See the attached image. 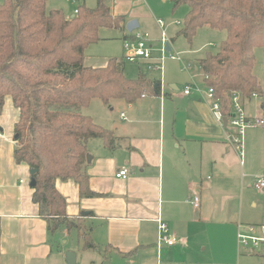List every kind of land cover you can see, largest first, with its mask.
Here are the masks:
<instances>
[{
    "label": "crops",
    "instance_id": "1",
    "mask_svg": "<svg viewBox=\"0 0 264 264\" xmlns=\"http://www.w3.org/2000/svg\"><path fill=\"white\" fill-rule=\"evenodd\" d=\"M50 2L47 9H54ZM75 10L64 14L72 17ZM113 14L124 17L122 29L127 33L123 43L133 31H128L126 23L137 18L140 26V16L127 19L126 13ZM160 29L164 31L165 25ZM176 34L167 35L169 47ZM135 65L128 76L124 63V74L129 78L144 74L154 90L133 103L114 99L94 104L95 99L84 110L97 124L111 130L118 144L111 149L99 138L87 142L91 157L87 162L88 187L95 196L80 197L71 179L55 183L65 197L67 216L86 227L82 237L74 230L78 251L94 256L79 260L76 252V264H246L250 257L241 252L247 248L240 245L237 234L249 233L253 227L256 236H264L260 228L264 221L245 209L257 206L252 188L256 189L260 166L252 164L250 134L245 133L247 149L240 156L237 146L227 139L231 131L227 121L221 123L213 116L211 98L194 90L183 93L189 84L206 89L196 64L195 73L181 88L176 73H165L163 79V74L158 78L155 70L147 69V62ZM260 90L257 96L263 93ZM18 114L11 98L6 97L0 114V264H67V250L53 243L58 231L54 235L48 232L47 222L32 201L28 166L13 158ZM239 157L243 158L238 162ZM122 167L128 169L127 177L117 178L115 173ZM247 177L253 180L251 185ZM234 179L235 187L240 180L238 194L229 188ZM195 197L197 206L191 202ZM233 197L237 202L229 211ZM158 216L175 235L173 245L157 244ZM87 239L93 247L84 246Z\"/></svg>",
    "mask_w": 264,
    "mask_h": 264
},
{
    "label": "trees",
    "instance_id": "2",
    "mask_svg": "<svg viewBox=\"0 0 264 264\" xmlns=\"http://www.w3.org/2000/svg\"><path fill=\"white\" fill-rule=\"evenodd\" d=\"M48 1L0 0V114L10 97L19 112L13 158L36 170L30 175L35 182L32 201L48 232L75 230L82 237L86 231L67 216L65 197L55 183L71 179L80 197L95 196L88 187L87 142L99 138L111 149L118 146L114 133L84 110L95 99L133 103L154 88L142 73L127 77L122 58H110L101 67L84 64L85 49L100 39V28H123L124 17L114 15L105 0H97L92 8L82 3L68 18L62 9H47ZM172 3L174 9L188 6L178 32L186 40L203 27L225 31L218 50L207 52L196 64L223 114L230 111L233 93L243 99L260 93L253 67L254 50H264V0ZM84 246L93 247L89 239Z\"/></svg>",
    "mask_w": 264,
    "mask_h": 264
},
{
    "label": "rangeland",
    "instance_id": "3",
    "mask_svg": "<svg viewBox=\"0 0 264 264\" xmlns=\"http://www.w3.org/2000/svg\"><path fill=\"white\" fill-rule=\"evenodd\" d=\"M51 1L52 2L50 3L54 4L55 6L54 9H63L65 14H73L76 7L82 3L91 8L97 3V0ZM105 2L111 8V12L116 14L126 13L125 15L127 19H130L136 15L140 16V26L138 25V28L133 31L147 33L149 35V40H151V44L153 45V56H158L160 54V44L158 40L162 34V30L156 23V18H160V20L163 21V26L165 25L164 33L168 39L167 35L174 36L177 30L182 27L184 16L188 10V6L185 4H180L175 8V10H173V4L171 0H105ZM151 7L154 8V11H151ZM133 19L137 20L138 22L137 18ZM149 28L151 30H149ZM122 30L123 29L116 28H100L98 32L100 39L95 43L89 44L85 49L84 64L87 66L101 67L104 66L110 58L123 59L122 55L124 52L122 49V39L123 35L127 33V30ZM176 37L177 38L173 42V46L170 47L172 48L170 54L178 55L183 62H176L167 58L164 61L162 70H154L156 72L155 75L157 74L158 78L163 74V79L165 77V73H176L178 76V86L181 88L183 84L189 81V75L195 73L194 64H197L198 59L205 56L207 52L215 53L218 50L220 42L225 37V31L203 27L197 30L191 41H188L184 37L178 36L177 34ZM153 39L156 40L152 42ZM254 54L255 63L253 67V74L257 78L258 84L263 93L258 96H252L251 98H241L240 104L242 105L243 111L246 115H254V117L264 120V50L262 48H256L254 50ZM124 62L126 64L127 70H125V72L127 75L129 73L128 70L132 71L137 68L135 63L127 62L125 60ZM95 103L100 102L99 100H96L94 104ZM245 133L250 134V137L252 138L247 139L248 143L251 144V147L248 146V149L253 151L254 160H252V164L260 163L259 171L256 176H263L264 178V125H251L244 129L241 139L242 156L244 155L245 149H247ZM242 158H237V161L239 162V159ZM246 182L251 185L253 180L250 177H247ZM239 183L240 180L237 182L235 187L234 179L229 185L230 189L235 188V194H238L239 192ZM252 190V197L257 201V206L255 209L248 206L245 209L249 214L254 215L255 213L259 220L264 221V194L261 193V190L254 188H252ZM236 202L237 200L235 197L229 199V211L230 209L231 211L235 209ZM82 230H86L84 225L81 228V231ZM54 242H58L63 249L65 248L64 250H67L66 252L64 251L65 255L67 252H73L76 255L77 252L78 259L80 260L82 257L84 261H87V258L89 257H94L93 254L81 253L78 251L77 236L74 230L71 232H66L65 230L58 231L53 236V243ZM250 247L251 246L248 247L249 249H241V252H243L244 255H247L246 257H250L247 258L249 260L247 263H245L264 264V253L261 251V248L256 249V252H254L250 250ZM252 252L255 254H251Z\"/></svg>",
    "mask_w": 264,
    "mask_h": 264
},
{
    "label": "built area",
    "instance_id": "4",
    "mask_svg": "<svg viewBox=\"0 0 264 264\" xmlns=\"http://www.w3.org/2000/svg\"><path fill=\"white\" fill-rule=\"evenodd\" d=\"M73 1V0H72ZM76 13V10H75ZM157 23L160 27H163V21L158 19ZM168 43V39L162 30L161 37L159 39L160 44V50L158 56H153L152 51V45L150 44L149 35L147 33L142 32H135L132 31L129 36L124 38L123 40V59L127 62L131 63H144L147 62V69L148 70H154V69H163V63L164 61L168 59L172 60H181V58L178 55L170 54V51L166 49V45ZM185 67V66H184ZM206 80L209 79L208 76L204 77ZM191 90L196 91L197 93L201 94L202 92H205L208 97L211 98V111L214 116V118L219 121L223 122V119L226 118L227 125L231 127V131L227 133V139L229 143L237 146L238 153L240 156H242V135L244 132V129L247 126L251 125H258L263 126L264 120L259 118H248L244 111L243 107L240 104V95L239 93H233L231 96V108L228 113V115H224L220 103L218 99L214 95V90L210 86H206V89L203 91V89L199 88L196 85L189 84L187 85L183 93L185 95L190 94ZM257 92H253L251 96H256ZM123 115V114H121ZM128 174V169L126 167H122L119 169L115 176L117 178H126ZM254 187L258 190L264 189V178L263 176H256L255 177V184ZM195 206L198 205V198L195 197L191 201ZM157 222V229H158V237H157V244L165 243L167 245H173L176 241L175 235L171 234L169 231V227L167 223L158 216L156 218ZM264 231V225L260 227ZM253 227H249V233H238L237 239L240 245L244 248H248L251 246V250H255L261 248V251L264 253V236H256L253 233ZM249 249V248H248Z\"/></svg>",
    "mask_w": 264,
    "mask_h": 264
},
{
    "label": "water",
    "instance_id": "5",
    "mask_svg": "<svg viewBox=\"0 0 264 264\" xmlns=\"http://www.w3.org/2000/svg\"><path fill=\"white\" fill-rule=\"evenodd\" d=\"M72 17H73V16H72ZM137 27H138V22H137V20H135V19H132V20H130V21H128V22L126 23V28L128 29V31H132V30H134V29L137 28ZM166 49H167L168 51H170V47H169V44H168V43H167V45H166ZM223 121H224V123H226V118H224ZM90 159H91V157H90L89 155H86V160H87V162H89ZM35 172H36L35 169H29V174H30V175L34 174ZM34 184H35L34 180L30 178V183H29V185H30L31 187H33ZM75 257H76V256H75V253H73V252H67L66 255H65V259H66L67 264H76Z\"/></svg>",
    "mask_w": 264,
    "mask_h": 264
}]
</instances>
